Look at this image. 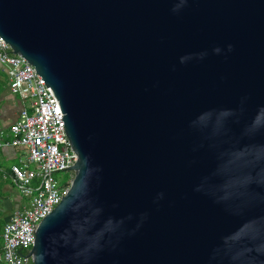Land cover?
I'll list each match as a JSON object with an SVG mask.
<instances>
[{
	"label": "water",
	"instance_id": "obj_1",
	"mask_svg": "<svg viewBox=\"0 0 264 264\" xmlns=\"http://www.w3.org/2000/svg\"><path fill=\"white\" fill-rule=\"evenodd\" d=\"M0 38L77 156L32 264H264V0H0Z\"/></svg>",
	"mask_w": 264,
	"mask_h": 264
},
{
	"label": "built area",
	"instance_id": "obj_2",
	"mask_svg": "<svg viewBox=\"0 0 264 264\" xmlns=\"http://www.w3.org/2000/svg\"><path fill=\"white\" fill-rule=\"evenodd\" d=\"M0 66L12 95L21 103L17 119L10 127V139L1 147L20 150L9 176L25 204L15 209L1 232L2 264H32V247L39 224L67 194L77 156L41 76L20 54L0 38ZM71 172L70 180L59 183L56 173Z\"/></svg>",
	"mask_w": 264,
	"mask_h": 264
},
{
	"label": "crops",
	"instance_id": "obj_3",
	"mask_svg": "<svg viewBox=\"0 0 264 264\" xmlns=\"http://www.w3.org/2000/svg\"><path fill=\"white\" fill-rule=\"evenodd\" d=\"M6 76V77H5ZM7 78V75L0 66V78ZM21 110L20 100L12 95L8 87V78L7 81L0 80V142H5L10 139V127L17 119L19 112ZM19 150V149H18ZM17 149L12 147H1L0 148V168L4 165L5 162L10 161L12 164L14 160H17ZM20 151V150H19ZM7 173L9 170H5ZM4 173V176L7 175ZM7 178V177H4ZM17 203V204H16ZM20 206V200H13L9 196L0 197V216L3 219V224L7 222L12 214V212Z\"/></svg>",
	"mask_w": 264,
	"mask_h": 264
},
{
	"label": "rangeland",
	"instance_id": "obj_4",
	"mask_svg": "<svg viewBox=\"0 0 264 264\" xmlns=\"http://www.w3.org/2000/svg\"><path fill=\"white\" fill-rule=\"evenodd\" d=\"M6 77V76H5ZM0 78L1 81H7V78ZM18 150V149H17ZM18 156L19 157L20 151L18 150ZM17 160H14L13 164H16ZM12 165V163L10 161H7L4 163V165L2 167H4L3 169L0 168V197L1 196H9L11 197L14 201L18 199V202L20 200V206L25 204V199H23L19 193V190L17 189V187L15 186V184H13L11 178L9 176H4V173H7V171L5 170H10V166ZM9 174V172L7 173V175ZM56 180H58L59 183H64L70 180L71 177V172L69 171H65V172H60V173H56L55 175ZM7 177V178H4ZM17 204V203H16ZM18 207V208H19ZM3 219L0 216V226L1 223L3 224Z\"/></svg>",
	"mask_w": 264,
	"mask_h": 264
},
{
	"label": "trees",
	"instance_id": "obj_5",
	"mask_svg": "<svg viewBox=\"0 0 264 264\" xmlns=\"http://www.w3.org/2000/svg\"><path fill=\"white\" fill-rule=\"evenodd\" d=\"M3 225L4 224L1 223V226H0V244H1V232H2ZM0 264H2L1 261H0Z\"/></svg>",
	"mask_w": 264,
	"mask_h": 264
},
{
	"label": "clouds",
	"instance_id": "obj_6",
	"mask_svg": "<svg viewBox=\"0 0 264 264\" xmlns=\"http://www.w3.org/2000/svg\"><path fill=\"white\" fill-rule=\"evenodd\" d=\"M229 50H231V45H229ZM214 51L216 52V53H220V49L219 48H216V49H214Z\"/></svg>",
	"mask_w": 264,
	"mask_h": 264
}]
</instances>
